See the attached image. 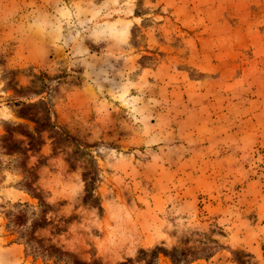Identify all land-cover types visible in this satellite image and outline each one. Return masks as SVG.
I'll list each match as a JSON object with an SVG mask.
<instances>
[{"label":"rangeland","instance_id":"1","mask_svg":"<svg viewBox=\"0 0 264 264\" xmlns=\"http://www.w3.org/2000/svg\"><path fill=\"white\" fill-rule=\"evenodd\" d=\"M0 264H264V0H0Z\"/></svg>","mask_w":264,"mask_h":264}]
</instances>
